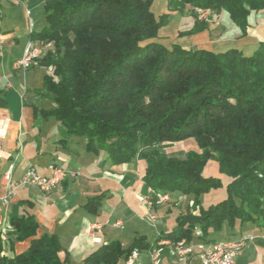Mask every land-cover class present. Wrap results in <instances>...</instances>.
<instances>
[{
	"label": "trees",
	"instance_id": "16d2710c",
	"mask_svg": "<svg viewBox=\"0 0 264 264\" xmlns=\"http://www.w3.org/2000/svg\"><path fill=\"white\" fill-rule=\"evenodd\" d=\"M39 1L45 26L28 38L53 45L55 54H46L38 64L52 65L57 81L45 75L43 96L54 107L35 116L54 120L68 137L84 140L86 152L106 154L112 166L131 164L141 153L142 180L148 188L192 198L199 215L188 208L157 241L211 245L232 239L210 238V232L263 220L264 43L250 56L237 50L186 51L153 41L167 16L155 19L152 0ZM167 4L174 11L192 6L223 12L242 35L250 12H264V0ZM189 139L197 151H188L184 159L155 150ZM209 161L229 181L225 199L203 207L199 196L221 186L219 180L202 176ZM90 203L96 206L89 200L88 209ZM10 224L16 240L35 236L37 224L30 216L12 218ZM148 248L142 238L126 250L110 243L84 264H117L133 250ZM59 249L55 236L42 234L24 253L9 259L2 254L0 234V264H62Z\"/></svg>",
	"mask_w": 264,
	"mask_h": 264
},
{
	"label": "crops",
	"instance_id": "0c3cea01",
	"mask_svg": "<svg viewBox=\"0 0 264 264\" xmlns=\"http://www.w3.org/2000/svg\"><path fill=\"white\" fill-rule=\"evenodd\" d=\"M231 25L223 35L214 31L207 35V40L201 38L200 47L205 49L181 47L213 53L237 50L250 56L264 43V12L250 13L243 37L240 30ZM44 26L41 1L0 0V198L4 195L1 178L10 166L11 179L15 181L30 167L41 177L50 174L51 165L74 175L47 193L29 185L15 190L0 213L9 224L12 218L30 216L37 229L34 237L22 241L10 235L13 232L10 229L3 256L10 259L20 255L28 249L31 240L49 234L59 243L62 264H84L88 256L110 243H118L126 250L139 238L150 249L153 246L159 251V264H201L197 256H192L193 245L188 258L180 261L169 245H159L167 239L157 241L159 236L173 230L177 217L187 211L185 203L189 199L178 197L180 203L176 205L166 203L152 209L157 219L151 225L147 221L148 211L139 201L149 193L142 180L145 162L140 157L131 164L112 166L106 162L104 153L86 152L85 141L68 137L54 120L35 116L36 111L54 107L42 92L46 72L34 66L25 72L16 71L12 65L21 57L25 43L30 41L29 34L39 32ZM190 38L199 40V37ZM89 200L96 206L88 209ZM251 230L260 236L264 225L261 228L236 226L233 231L224 227L221 233L210 232L209 236L236 240L241 235L252 234ZM246 249L235 258V264H264V240H256ZM138 252L140 264H148L147 249ZM117 264H127L125 256Z\"/></svg>",
	"mask_w": 264,
	"mask_h": 264
},
{
	"label": "rangeland",
	"instance_id": "374dc122",
	"mask_svg": "<svg viewBox=\"0 0 264 264\" xmlns=\"http://www.w3.org/2000/svg\"><path fill=\"white\" fill-rule=\"evenodd\" d=\"M174 7H171L169 9L167 0H152L151 12L154 15L155 19L159 20L162 17L167 16V20L165 24L159 29L156 38L153 40L154 42H157L165 47H170L172 45H179V46L186 45L194 49H205L203 47H200V41H202L201 38H205L207 40L206 38L207 35L211 34V32H214V31H217L218 33H220L219 35H223V33L229 30V28L232 26L231 25L232 22L229 20L228 15L223 12L217 14L209 10V14L206 15L205 18H203L197 12V10L200 9L199 7L186 6L183 10H180V11L171 10ZM250 13H253V12H250ZM255 13H259V12H255ZM194 29L198 31L194 34H188L186 36H183V34H185L186 32L194 30ZM180 33L182 35H180ZM244 35H242L240 31V36L243 37ZM193 36L199 37V40L197 41L196 38L191 39L190 37H193ZM46 54H53V55L55 54V49L53 45L45 48V55ZM34 67L43 68L46 72V76L51 78L53 81H57L56 77L54 76V67L52 65L48 67H42L39 64H37ZM155 150L159 151L161 154L169 158L184 159L188 151H197V147H196L195 142L189 139L184 142L159 145L155 147ZM138 157L141 158V153H139L137 158ZM202 176L204 178H211V179L219 180L221 183V186L217 189H212L208 192L201 194L198 198L201 206L207 207L209 205L216 204L222 201L223 199H225L226 184L228 183L229 179L219 172L218 166L215 162L209 161L207 163V165L203 169ZM67 179H69V177L64 178L62 182L66 181ZM1 183H2V178H1ZM56 187L52 188L50 191H52ZM145 196L149 198L152 204V207H153L152 209L158 208L162 205H165L166 203L176 205L177 203H180L178 197L180 198L184 197L183 195L173 194L172 196H175V197L177 196L176 198H173V197H170L168 194H165V193L161 194L159 192L153 191L150 188H149V193ZM184 199H187V200L189 199L185 204L187 205L189 209H191L192 215L198 216L199 208L194 207L192 198L184 197ZM88 203L89 201L87 202V204ZM91 205H93V203ZM262 225H264V214H263V220H260L258 223L255 224L256 227H260V228L262 227ZM251 233L255 237L253 243L256 242V240L257 241L260 239L264 240L263 231L261 232L260 236L254 235L256 233V231L254 230H251ZM199 235H200L199 232L196 233V236H199ZM189 245L191 246L194 244H189ZM247 247L248 246H246L239 253V255L245 250H247L246 249ZM199 252H200L199 249L194 248L192 256H197Z\"/></svg>",
	"mask_w": 264,
	"mask_h": 264
},
{
	"label": "built area",
	"instance_id": "2783aa9c",
	"mask_svg": "<svg viewBox=\"0 0 264 264\" xmlns=\"http://www.w3.org/2000/svg\"><path fill=\"white\" fill-rule=\"evenodd\" d=\"M199 15L205 18L206 15L209 14V11L197 10ZM36 44V52L37 54L41 49H45L50 47L51 44L42 43L39 41H34ZM27 43H25L22 55L19 59L15 60L12 68H19L20 71H26L31 67V58L34 56H27ZM12 167L10 166L5 175L2 176V187L4 188V195L0 198V208L4 209L10 199L14 196L15 190L21 186L31 185L35 187H39L40 191L43 189H50L53 183H59V180H63L66 177H72L74 174L67 171L62 170V168L55 165L54 175H48L47 177L39 176L35 170H32V167L28 168L22 176L18 180H12ZM141 204L146 207L147 221L153 225L156 222V215L152 213V204L147 196H141L139 198ZM0 221H1V229H2V249L4 245L7 243V237L5 235V228H13L11 224H8V219L0 213ZM254 236L252 234H244L238 238V243L235 247H228V240L223 241V244H211V245H203L197 244L193 245V249H199V254L197 258L199 261H206V264H234L235 258L239 255V253L250 244V241H254ZM173 243L174 257L180 261H183V253L185 251V243L183 242H171ZM159 245H166L164 242H159ZM148 253H150V262L148 264H159V257L153 256V249H148ZM127 264H140V261L134 259V254L131 252L130 255L126 259Z\"/></svg>",
	"mask_w": 264,
	"mask_h": 264
},
{
	"label": "bare ground",
	"instance_id": "6f19581e",
	"mask_svg": "<svg viewBox=\"0 0 264 264\" xmlns=\"http://www.w3.org/2000/svg\"><path fill=\"white\" fill-rule=\"evenodd\" d=\"M198 10H203V9H198ZM203 11H209V10H203ZM27 45H29V47H27V56H34V58H31V67L36 66L38 64L37 62L42 57L45 56V49H41L37 54H34V52H36V44H34L33 41H28ZM14 69L16 71L19 70V68H14ZM54 168H55V165L49 166V171H50L49 175H54ZM32 170H34V168H32ZM62 170H64V169H62ZM62 181L63 180H59V183H53L50 189H43L42 191L48 192L52 188L56 187L58 184H61ZM37 188H39V187H37ZM10 229L13 230L12 228H5V235L10 232L9 231ZM0 234L2 236L1 221H0ZM161 242L166 243V245H169L171 247V250H173V243H171V241L162 240ZM237 243H238V239L237 240H229L228 241V247H235L237 245ZM251 243H253V241H250V244ZM215 244H223V241H219V242H217ZM185 248L186 249H185V251L183 253V259L186 258L187 256H189L192 253V247L190 245H186L185 244ZM151 249H153V256L154 257H159L160 256L159 251L156 248H151ZM138 251L134 250V251H132V253L134 254V259L139 261V252ZM172 253L174 254V251H172ZM147 259H148V262H150V253H148V252H147ZM200 262H201V264H206V261H200Z\"/></svg>",
	"mask_w": 264,
	"mask_h": 264
}]
</instances>
